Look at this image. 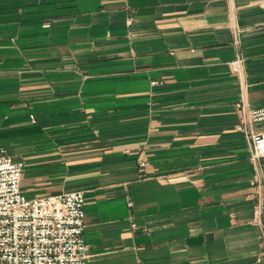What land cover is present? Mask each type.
Here are the masks:
<instances>
[{
	"label": "crops",
	"instance_id": "obj_1",
	"mask_svg": "<svg viewBox=\"0 0 264 264\" xmlns=\"http://www.w3.org/2000/svg\"><path fill=\"white\" fill-rule=\"evenodd\" d=\"M241 106L264 0H0V152L29 198L83 192L86 264H264Z\"/></svg>",
	"mask_w": 264,
	"mask_h": 264
},
{
	"label": "built area",
	"instance_id": "obj_2",
	"mask_svg": "<svg viewBox=\"0 0 264 264\" xmlns=\"http://www.w3.org/2000/svg\"><path fill=\"white\" fill-rule=\"evenodd\" d=\"M241 109L240 128L252 159L258 160L264 157V132H250L247 126L264 121V108ZM23 171L21 162L0 152V264H86L83 192L29 198L21 189ZM252 185L264 192V181Z\"/></svg>",
	"mask_w": 264,
	"mask_h": 264
}]
</instances>
